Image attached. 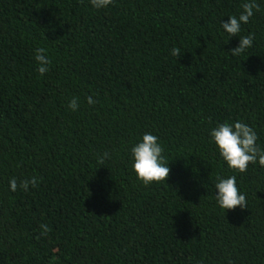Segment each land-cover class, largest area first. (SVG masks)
<instances>
[{
	"label": "trees",
	"instance_id": "obj_1",
	"mask_svg": "<svg viewBox=\"0 0 264 264\" xmlns=\"http://www.w3.org/2000/svg\"><path fill=\"white\" fill-rule=\"evenodd\" d=\"M245 2L0 0V264H264V167L230 169L210 136L242 121L264 149V0L238 36L221 26ZM145 133L166 182L132 169ZM232 175L247 207L225 211L215 183Z\"/></svg>",
	"mask_w": 264,
	"mask_h": 264
},
{
	"label": "clouds",
	"instance_id": "obj_2",
	"mask_svg": "<svg viewBox=\"0 0 264 264\" xmlns=\"http://www.w3.org/2000/svg\"><path fill=\"white\" fill-rule=\"evenodd\" d=\"M113 0H90L91 5L96 9L106 8L112 4ZM243 11L239 17L232 15L226 22H221L223 30L229 36H238L241 32V24L248 23L249 18L253 16L254 10L259 11L260 7L255 0H249L242 5ZM254 36L252 34L240 36L238 46L230 49L233 56H239L246 49L252 47ZM171 55L176 58L181 52L178 48L171 49ZM34 59L38 62V71L43 76L49 69L48 65L51 60L46 55V49L41 47L35 50ZM89 105H94L96 101L88 96L86 98ZM68 107L76 111L79 107L78 98H73L69 101ZM212 141L219 150L220 156L227 162L230 169L236 170L239 173L247 171L249 163L264 167V149H261L256 141L258 139L254 129L242 121L234 123L224 122L212 128L210 132ZM163 147L158 143V137L151 133H145L142 140L131 148L132 154V169L136 173L137 179L144 185H149L153 182H166L170 173L168 162L163 156ZM108 153H104L98 160L100 165L104 164V158L108 157ZM10 189L16 191L21 188L24 191L29 190V184L36 187L39 180L36 177L20 180L19 183L14 177L10 180ZM215 199L217 204L223 210H234L236 207H247L246 196L242 194L236 182V176L232 175L228 178L217 177L215 183ZM41 235H47L49 227L46 224H41Z\"/></svg>",
	"mask_w": 264,
	"mask_h": 264
}]
</instances>
